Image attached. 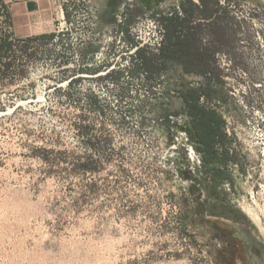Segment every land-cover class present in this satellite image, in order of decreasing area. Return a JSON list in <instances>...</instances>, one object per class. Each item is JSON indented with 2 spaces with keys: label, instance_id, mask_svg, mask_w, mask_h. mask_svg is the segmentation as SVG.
<instances>
[{
  "label": "rangeland",
  "instance_id": "374dc122",
  "mask_svg": "<svg viewBox=\"0 0 264 264\" xmlns=\"http://www.w3.org/2000/svg\"><path fill=\"white\" fill-rule=\"evenodd\" d=\"M47 1L36 18L57 36L0 79V264H264V0H190L192 40L215 51L201 102L225 118L224 164L185 132L181 89L205 75L133 65V44L158 54L163 17L188 1ZM7 9L0 36L20 37Z\"/></svg>",
  "mask_w": 264,
  "mask_h": 264
},
{
  "label": "trees",
  "instance_id": "16d2710c",
  "mask_svg": "<svg viewBox=\"0 0 264 264\" xmlns=\"http://www.w3.org/2000/svg\"><path fill=\"white\" fill-rule=\"evenodd\" d=\"M112 1H114V6L116 7L122 0ZM186 1L189 2L191 8L188 9L184 3V15L175 12L172 15H165L163 17L165 39L158 54L153 55L146 47L139 45L137 41L133 44V46H137L135 49V63L133 65L136 70L142 71L143 74L149 76L155 66L158 65L156 64V59H158V63L161 66L167 65L170 62L180 66L186 72L205 75L208 83L206 86H186L181 89V100L187 115L185 132L195 148L202 153V158L205 163L219 162L224 164L226 161L233 159L227 150L219 152L217 148L219 144L224 145L228 138V134L225 131V118L217 109L208 107L201 102L202 96L211 98L214 95L215 90L211 87L208 72L210 69V58L214 56L215 51L202 45H196L193 42L194 26L190 25V19L194 11L199 9L200 6L190 0ZM140 2L145 3L146 1L140 0ZM202 3L204 2L202 1ZM6 17L8 20L11 19V12L8 9L6 11ZM128 18L129 16L126 19ZM112 20L116 22L114 16ZM130 21L132 20L130 19ZM122 32L127 33L128 30L122 29ZM56 36L57 33L51 31L28 37L14 38L11 32H4L0 36V79L7 80L16 74L14 69L17 61L22 57V52L29 55L26 50L31 43L42 40L51 41ZM19 74L23 75L24 71H21ZM73 82L74 79L70 80L69 85ZM91 101L95 107L99 106L97 96H93ZM165 114L168 119L170 116L169 111H166ZM81 131L86 136L88 144L96 149L106 147L110 141L107 138H94L91 133V128L88 125H83ZM94 164L92 160L90 162H83L78 166L86 170H92L95 168ZM216 172H220V170L216 169ZM252 245L253 248L259 249L256 245ZM259 251L264 252L261 248ZM257 255L261 258L264 257L261 253Z\"/></svg>",
  "mask_w": 264,
  "mask_h": 264
},
{
  "label": "crops",
  "instance_id": "0c3cea01",
  "mask_svg": "<svg viewBox=\"0 0 264 264\" xmlns=\"http://www.w3.org/2000/svg\"><path fill=\"white\" fill-rule=\"evenodd\" d=\"M11 12L12 20L16 24V29L20 37H28L32 35L48 32L47 29L42 27L44 22L43 15L36 18L38 11L46 10L47 0H3ZM53 11V6H52ZM39 20V21H38ZM41 23V26L36 25ZM53 30V21H52Z\"/></svg>",
  "mask_w": 264,
  "mask_h": 264
},
{
  "label": "built area",
  "instance_id": "2783aa9c",
  "mask_svg": "<svg viewBox=\"0 0 264 264\" xmlns=\"http://www.w3.org/2000/svg\"><path fill=\"white\" fill-rule=\"evenodd\" d=\"M190 151H193V147L192 146H190Z\"/></svg>",
  "mask_w": 264,
  "mask_h": 264
},
{
  "label": "flooded vegetation",
  "instance_id": "af4514ba",
  "mask_svg": "<svg viewBox=\"0 0 264 264\" xmlns=\"http://www.w3.org/2000/svg\"><path fill=\"white\" fill-rule=\"evenodd\" d=\"M254 245H256V244H254ZM257 246V245H256ZM259 249H260V247L259 246H257ZM262 250V249H261ZM262 253V252H261Z\"/></svg>",
  "mask_w": 264,
  "mask_h": 264
}]
</instances>
